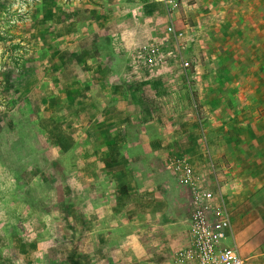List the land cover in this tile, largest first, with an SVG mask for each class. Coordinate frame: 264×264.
Instances as JSON below:
<instances>
[{
    "label": "crops",
    "instance_id": "0c3cea01",
    "mask_svg": "<svg viewBox=\"0 0 264 264\" xmlns=\"http://www.w3.org/2000/svg\"><path fill=\"white\" fill-rule=\"evenodd\" d=\"M212 1L217 6L226 4V0H192L193 5L203 4L206 17L215 23L206 36L218 47L223 46V35L217 34L223 33L219 22L226 5L216 13L208 5ZM43 4L46 16L38 19L49 28L47 48L36 60L32 77L24 78L23 71L16 77L12 114L24 115L37 126L40 120L54 121L56 115H90L88 118L95 120V147L81 144L74 148L90 153L84 155L82 169L91 158L95 162L91 164L95 171L94 206L88 214L94 215V224L84 234L93 240L96 259L108 264H189L175 261V253L189 243L190 195L164 163L167 155L177 152L193 153V162L206 174H210V162L217 159L215 174L230 216V229L222 244H235V239L242 238L247 247L254 236L263 252L256 254L249 247L245 259L264 255V132L252 123L246 126L244 119H252V115H233L232 123L225 111L207 115L205 128L213 141L206 155L211 160L203 156L198 118L165 107L166 91L171 83L178 84L176 77L182 75L167 63L163 50L169 36L163 3L45 0ZM160 38L164 61L143 67L137 61V49ZM222 58L213 70L217 67L218 72H226V54ZM198 85L199 90L202 86L207 89L213 109L221 102L226 105V80L221 76L212 84ZM257 116L254 121L259 120ZM42 132L54 136L48 128ZM64 145L58 150L69 152L70 143ZM79 175L88 180L92 174L80 170Z\"/></svg>",
    "mask_w": 264,
    "mask_h": 264
},
{
    "label": "rangeland",
    "instance_id": "374dc122",
    "mask_svg": "<svg viewBox=\"0 0 264 264\" xmlns=\"http://www.w3.org/2000/svg\"><path fill=\"white\" fill-rule=\"evenodd\" d=\"M43 1L0 0V264H71L70 256L79 264H108L96 259L93 240L84 234L94 224L95 171L91 164L95 162L91 158L82 169L84 155L89 157L90 153L82 154L79 148H74L81 144L95 147V120L88 118L90 115H56L54 121L40 120L38 127L34 120L12 114L16 106L13 102L16 77L22 71L26 73L24 78L32 77L33 70H37L36 60L47 48L49 28L40 20L46 16ZM202 5L197 2L190 10L182 9L172 16L175 26L183 29V35L180 40L167 35V48L163 50L167 63L182 78L177 76L178 84L175 80L170 84L164 101L171 112L186 115L188 111L198 118L201 153L211 160L206 155L213 141L205 128L207 115H222L225 111L231 115L230 123L233 115H252V119H244L246 126L252 123L264 132V0H226L225 15L221 22L217 21L223 25V33L217 35L222 34L224 39L223 46L218 47L206 36L215 23L206 17L208 12ZM208 5L216 13L225 9L213 1ZM198 14L204 17H197ZM193 36L205 39L204 43ZM158 43L162 46L161 38ZM224 54L226 72H218L217 67L213 70L214 63L223 60ZM184 60L189 62L186 67L182 65ZM219 76L226 80L223 96L226 105L221 102L213 109L207 100V89L202 86L199 90L198 84H212ZM211 95L208 91V96ZM255 115L259 120H253ZM47 128L53 132V138L44 136L42 131ZM67 143L69 152L58 150ZM210 156L215 158L214 153ZM216 161L215 158L217 164ZM80 170L92 175L88 180L82 179ZM88 185L90 190L86 191ZM234 242L244 258L249 247L256 254L263 252L254 236L247 247L242 238ZM256 260L264 264V255L247 258L245 264Z\"/></svg>",
    "mask_w": 264,
    "mask_h": 264
},
{
    "label": "built area",
    "instance_id": "2783aa9c",
    "mask_svg": "<svg viewBox=\"0 0 264 264\" xmlns=\"http://www.w3.org/2000/svg\"><path fill=\"white\" fill-rule=\"evenodd\" d=\"M168 16L165 26L169 36L180 40L183 29L175 26L173 15L182 8L194 6L192 0H160ZM143 67H154L164 61L158 40L141 45L136 53ZM188 60L182 62L183 67ZM193 155L170 154L165 166L186 187L190 195L189 243L175 253V261L189 264H245L234 243L222 244L230 229L229 210L219 188L215 166L208 165L210 174L193 162Z\"/></svg>",
    "mask_w": 264,
    "mask_h": 264
},
{
    "label": "trees",
    "instance_id": "16d2710c",
    "mask_svg": "<svg viewBox=\"0 0 264 264\" xmlns=\"http://www.w3.org/2000/svg\"><path fill=\"white\" fill-rule=\"evenodd\" d=\"M69 260H70L71 264H79V261L77 259H75L73 256H70Z\"/></svg>",
    "mask_w": 264,
    "mask_h": 264
}]
</instances>
